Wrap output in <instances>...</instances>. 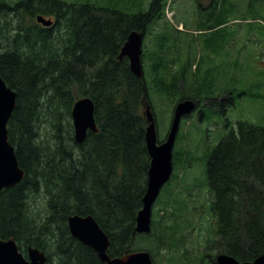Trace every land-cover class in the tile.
<instances>
[{
  "label": "trees",
  "instance_id": "trees-1",
  "mask_svg": "<svg viewBox=\"0 0 264 264\" xmlns=\"http://www.w3.org/2000/svg\"><path fill=\"white\" fill-rule=\"evenodd\" d=\"M165 3L152 0L147 11L132 13L91 2L0 0V75L17 91L8 134L26 172L23 180L1 193L0 238L14 236L21 249L33 245L46 251V264H106L71 235L68 217L80 214L92 215L108 234L112 256L132 251L142 235L154 238V259L166 245L178 246L180 225L166 226L167 218L179 217L176 211L183 210L177 199L176 211L169 212L170 203L163 201L165 206L156 212L164 226L156 219L149 234L133 235L151 162L144 103L150 88L167 96L183 90L181 96L191 99L207 89L208 96L207 82L215 78L191 75L189 82L195 85L185 90L189 67L167 81L168 69L155 64L150 86L131 72L126 57H117L130 32L144 31L163 13ZM38 13L54 15L56 22L45 27L20 19ZM8 15H16L15 27ZM86 96L95 102L99 129L77 143L72 107ZM44 113L55 130L53 146L40 139ZM236 125L204 154L208 211L215 220L210 250L247 261L264 253V125L247 120ZM180 155L177 152V160ZM39 200L46 201L43 209L35 206Z\"/></svg>",
  "mask_w": 264,
  "mask_h": 264
},
{
  "label": "rangeland",
  "instance_id": "rangeland-1",
  "mask_svg": "<svg viewBox=\"0 0 264 264\" xmlns=\"http://www.w3.org/2000/svg\"><path fill=\"white\" fill-rule=\"evenodd\" d=\"M17 1L4 0L8 4ZM65 1L127 8L126 11L136 13L147 11L152 0ZM214 2L166 0L163 13L157 15L145 29L142 59L145 78L150 86H153L152 68L155 64L160 70L168 69L165 73L167 81L173 80V76L181 73L184 67H189L188 83L185 86L182 83L185 90L195 85V82H189L193 80L191 75L215 78L207 82L211 88L208 96L207 89H203L202 95L195 98L198 100L196 110L183 117L180 123L174 148V171L156 200L153 220L157 219L164 226V221H160L156 214L165 206L163 201L170 203L167 206L169 212L176 211L181 202L183 210L176 211L179 217L166 219L168 228L177 222L181 231L177 234L178 241H175L178 246L168 248L166 245L156 259L153 258L155 264H217V250H210L215 244V220L208 211L211 195L204 154L232 128L236 129L238 120L264 125V0H217V5ZM44 15L56 22L54 15ZM15 18L16 15L7 16L13 27L16 25ZM20 19L28 25L38 23L36 16L20 15ZM2 23L0 20V26ZM161 42L164 45L160 46ZM234 76L239 80H234ZM184 81L185 78L179 82ZM149 90L147 101L156 118L158 139L165 140L175 105L187 96H181L183 90H175L169 96L154 88ZM46 116L44 113L40 123V139L53 146L55 130L49 120L45 121ZM63 135L66 136V130H63ZM177 152H181L178 160ZM44 201H37L35 206L43 209ZM153 240V237L138 236L133 250L151 252ZM25 250L21 249L24 255Z\"/></svg>",
  "mask_w": 264,
  "mask_h": 264
},
{
  "label": "water",
  "instance_id": "water-1",
  "mask_svg": "<svg viewBox=\"0 0 264 264\" xmlns=\"http://www.w3.org/2000/svg\"><path fill=\"white\" fill-rule=\"evenodd\" d=\"M37 21L44 26H51L53 21L39 14ZM144 33L133 30L123 44L118 57H127L132 73L144 77L142 63V45ZM17 106V91L10 87L0 75V195L4 189L11 188L24 179L26 172L19 164L16 148L8 134V122ZM197 106L191 98L177 102L173 112L170 129L165 140L159 141L156 118L149 103L145 104L146 143L151 158L147 188L142 199V208L136 216L133 235L148 234L152 230V212L162 187L169 181L173 173V153L180 123L183 117L192 113ZM74 137L77 143H83L89 131L97 132L95 102L89 97L75 101L72 109ZM71 235L84 245L91 247L101 262L106 264H155L150 251L134 250L123 255L111 256L109 253L111 240L92 215L72 214L68 217ZM217 264H264V253L253 260L240 261L228 253H219ZM48 260L46 252L30 245L27 257L20 250L14 236L0 238V264H45Z\"/></svg>",
  "mask_w": 264,
  "mask_h": 264
}]
</instances>
